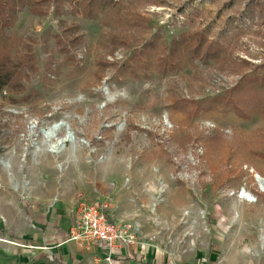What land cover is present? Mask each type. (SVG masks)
<instances>
[{
	"label": "rangeland",
	"instance_id": "rangeland-1",
	"mask_svg": "<svg viewBox=\"0 0 264 264\" xmlns=\"http://www.w3.org/2000/svg\"><path fill=\"white\" fill-rule=\"evenodd\" d=\"M0 78V243L43 246L31 195L100 168L76 210L109 202L144 263L264 252V0H0ZM60 121L76 139L58 152ZM87 244L48 264L131 260Z\"/></svg>",
	"mask_w": 264,
	"mask_h": 264
},
{
	"label": "crops",
	"instance_id": "crops-1",
	"mask_svg": "<svg viewBox=\"0 0 264 264\" xmlns=\"http://www.w3.org/2000/svg\"><path fill=\"white\" fill-rule=\"evenodd\" d=\"M111 171L107 170L105 174L101 175L100 168L92 169H77L71 170L69 175L64 181L57 185L54 189L55 198L48 194L47 196H32V203L41 205V208L45 210V217L43 219L38 218V224L44 225L47 229L40 236V240L43 241V246L40 245H27L29 248L45 249L49 252L43 253V251L35 252L26 247L23 242L19 241V244L12 243H0V264H48L50 261H56L57 263H65L73 257H80L86 249L88 244L82 241H76L69 239L72 223L78 217V210L76 205L81 200V196L97 194L100 189L102 181H106L111 175ZM111 187L109 183H105L104 188ZM107 189H105L106 192ZM101 194V193H100ZM69 198L70 205H64L65 198ZM94 199L92 202L103 203L110 208V203L104 200ZM35 205V206H36ZM38 207H33L36 210ZM109 211V209H108ZM75 212V214H73ZM131 217V213H129ZM73 215L71 222L70 217ZM74 218V219H73ZM117 222L115 219H113ZM69 222L71 224H69ZM66 235H69L66 237ZM66 237V238H65ZM148 241V240H147ZM1 242V241H0ZM121 254L116 253L117 257H130L131 260L120 264H146L144 263L146 253L148 252L147 244L138 243L134 245H124L121 249ZM237 252L236 257H232L226 264H264V252L259 253V257L256 263L249 254L241 255L240 249H235ZM148 254V253H147ZM140 257V259H139ZM145 257V258H144ZM241 257H245L242 258ZM138 259V261H136ZM139 262V263H138Z\"/></svg>",
	"mask_w": 264,
	"mask_h": 264
},
{
	"label": "built area",
	"instance_id": "built-area-1",
	"mask_svg": "<svg viewBox=\"0 0 264 264\" xmlns=\"http://www.w3.org/2000/svg\"><path fill=\"white\" fill-rule=\"evenodd\" d=\"M79 210L78 217L72 223L69 239L86 243L97 241L105 244L110 252L120 254L124 245L138 243L136 226L115 222L105 204L83 202Z\"/></svg>",
	"mask_w": 264,
	"mask_h": 264
},
{
	"label": "bare ground",
	"instance_id": "bare-ground-1",
	"mask_svg": "<svg viewBox=\"0 0 264 264\" xmlns=\"http://www.w3.org/2000/svg\"><path fill=\"white\" fill-rule=\"evenodd\" d=\"M65 127V130H66V132L64 133V136H61V137H58L57 135H58V132L62 129V128H64ZM43 134L45 135V136H47L48 138H54V137H57V142L56 143H54V144H52L51 145V150H53V151H58L59 152V150H61V148L65 145V143L67 142V141H71V142H73V141H75V135H73L72 134V132L70 131V129H69V125L66 123V122H64V121H60V123H56V124H54L53 126H50L48 129H46V130H44L43 131ZM260 181L262 182V183H264V178H262L261 176H260ZM260 182V183H261ZM240 197H246L247 199H249L250 201L251 200H254L253 199V197H252V193L251 192H249V191H247V190H243V192L241 193V195H240Z\"/></svg>",
	"mask_w": 264,
	"mask_h": 264
},
{
	"label": "trees",
	"instance_id": "trees-1",
	"mask_svg": "<svg viewBox=\"0 0 264 264\" xmlns=\"http://www.w3.org/2000/svg\"><path fill=\"white\" fill-rule=\"evenodd\" d=\"M1 79V78H0ZM4 85L3 82H0V90L2 89V86Z\"/></svg>",
	"mask_w": 264,
	"mask_h": 264
}]
</instances>
